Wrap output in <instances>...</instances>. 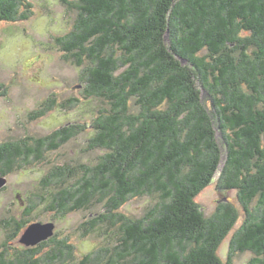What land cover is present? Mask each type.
Segmentation results:
<instances>
[{"label":"trees","instance_id":"trees-1","mask_svg":"<svg viewBox=\"0 0 264 264\" xmlns=\"http://www.w3.org/2000/svg\"><path fill=\"white\" fill-rule=\"evenodd\" d=\"M60 2L76 15L55 43L64 59L87 64L84 98L107 106L89 124L1 143L0 175L39 162L90 128L88 148L104 150L97 162L53 166L42 180L45 194L37 195L57 216L102 203L104 211L79 227L82 235L104 227L116 244L77 264H234L245 251L252 254L245 264H264V0ZM32 14L31 0H0V22ZM215 176L224 197L236 192L239 210L226 199L204 214L196 197ZM152 194L158 201L143 216L118 211L129 198ZM11 220L14 237L29 224ZM230 233L223 260L219 247ZM51 243L43 261L68 264L67 238L54 234L39 245ZM2 247L0 264L42 259L31 249L9 259Z\"/></svg>","mask_w":264,"mask_h":264},{"label":"rangeland","instance_id":"rangeland-1","mask_svg":"<svg viewBox=\"0 0 264 264\" xmlns=\"http://www.w3.org/2000/svg\"><path fill=\"white\" fill-rule=\"evenodd\" d=\"M31 1L33 14L29 19L0 22V84L3 85L0 89V144L45 136L68 123L89 124L96 110L107 106L98 98H84L80 73L81 67L87 64L77 67L64 59L63 52L55 43V37L72 29L76 12L67 10L60 0ZM72 98L78 102L74 103ZM43 107L47 108L43 110ZM132 110L136 111L133 105ZM91 134L90 128H84L57 149L44 151V157L39 162L2 175L6 182L0 188V250L7 243V258L11 259L25 249L35 250L32 254L34 259L42 258L54 246L52 243L40 246L41 242L33 246L19 243L22 230L27 226L20 228L14 237L11 219L19 222L27 218L29 224L53 222V235L56 234L57 239L66 237L73 246V257L68 264L79 263L85 254L99 246L112 242L116 244L108 235L110 231H105L104 227L86 235H82L79 227L83 221L104 211L102 203L94 204L87 210L57 216L46 208L45 202H39L37 196L45 194V182L42 180L53 166L93 165L97 162L104 150L88 148ZM217 137L222 144L219 131ZM33 195L36 206L25 217L24 208ZM226 199L239 210L236 192L231 191L224 197V192L217 187V176L196 197L206 216L213 214ZM157 201V194L131 197L118 211L129 218H139ZM231 235L219 247V256L223 260L229 252ZM251 256L248 251L238 253L233 259L234 264H245ZM38 264H46V261L42 258Z\"/></svg>","mask_w":264,"mask_h":264},{"label":"water","instance_id":"water-1","mask_svg":"<svg viewBox=\"0 0 264 264\" xmlns=\"http://www.w3.org/2000/svg\"><path fill=\"white\" fill-rule=\"evenodd\" d=\"M6 182L5 176L0 175V188ZM54 223L53 222H32L27 225L20 236L19 243L25 246H33L39 242L49 239L53 235Z\"/></svg>","mask_w":264,"mask_h":264}]
</instances>
